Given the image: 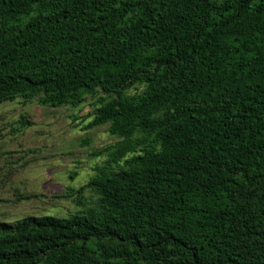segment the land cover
<instances>
[{
  "label": "trees",
  "instance_id": "1",
  "mask_svg": "<svg viewBox=\"0 0 264 264\" xmlns=\"http://www.w3.org/2000/svg\"><path fill=\"white\" fill-rule=\"evenodd\" d=\"M17 99L118 140L90 205L0 222V264H264V0H0Z\"/></svg>",
  "mask_w": 264,
  "mask_h": 264
},
{
  "label": "rangeland",
  "instance_id": "2",
  "mask_svg": "<svg viewBox=\"0 0 264 264\" xmlns=\"http://www.w3.org/2000/svg\"><path fill=\"white\" fill-rule=\"evenodd\" d=\"M93 111L90 100L78 107L22 104L21 99L0 104V222L81 210L75 198L83 187L89 205L96 199L87 185L105 156L92 153L118 139L108 131L110 124L82 130ZM22 117L31 125L13 134ZM20 193L42 196L19 200Z\"/></svg>",
  "mask_w": 264,
  "mask_h": 264
}]
</instances>
